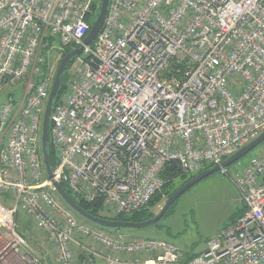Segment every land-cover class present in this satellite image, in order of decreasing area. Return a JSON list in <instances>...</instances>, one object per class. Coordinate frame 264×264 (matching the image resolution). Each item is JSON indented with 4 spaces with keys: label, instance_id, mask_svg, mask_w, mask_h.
Segmentation results:
<instances>
[{
    "label": "built area",
    "instance_id": "1",
    "mask_svg": "<svg viewBox=\"0 0 264 264\" xmlns=\"http://www.w3.org/2000/svg\"><path fill=\"white\" fill-rule=\"evenodd\" d=\"M98 1L0 0V92L25 81L0 108V264H52L29 250L20 209L54 264H264V150L232 175L221 168L243 212L188 263L168 241L79 221L53 195L66 185L105 215H130L172 170L221 166L264 131V0H110L87 44ZM69 47L83 50L51 112L49 178L42 124L57 73L46 52L58 63Z\"/></svg>",
    "mask_w": 264,
    "mask_h": 264
},
{
    "label": "rangeland",
    "instance_id": "2",
    "mask_svg": "<svg viewBox=\"0 0 264 264\" xmlns=\"http://www.w3.org/2000/svg\"><path fill=\"white\" fill-rule=\"evenodd\" d=\"M46 55L48 60L54 63L57 73L61 62V60L58 63L56 62L58 58L57 53L49 51L46 52ZM77 68L74 62L66 69V74L62 82L64 86L68 75H75ZM24 86L25 81H22L17 86L0 92V108L8 101L10 95H14L16 99L23 98L25 95ZM62 96L63 93L61 98ZM263 150L264 143L240 161L227 167L229 175H232L237 167L242 168L246 166L253 157L259 155ZM229 175L223 174L220 170L192 187L178 199L173 209L158 222V226L152 225L144 229H136L137 231L128 230L119 234L129 240L163 239L179 247L185 257L187 254H200L207 248L208 240L216 238V236L210 237V234L227 220L234 206L233 199L236 196V189ZM189 176L187 175V177ZM53 195L61 202L56 193H53ZM165 202L166 199L154 209L156 214L160 212ZM19 217V227L24 224L27 225L24 234L29 239V250L35 255H44L48 252L49 261L54 264L55 259L52 256L53 250L48 244L43 232L29 222V218L22 209H20ZM102 232L110 236L116 235L112 230H102ZM21 253H23L22 249Z\"/></svg>",
    "mask_w": 264,
    "mask_h": 264
},
{
    "label": "water",
    "instance_id": "3",
    "mask_svg": "<svg viewBox=\"0 0 264 264\" xmlns=\"http://www.w3.org/2000/svg\"><path fill=\"white\" fill-rule=\"evenodd\" d=\"M110 0H102L101 9L99 16L91 28L89 35L86 38V43L90 44L92 43L99 32L101 31L103 24L106 19L108 7H109ZM82 48L77 50H72L69 54H67L60 62L57 74L55 76V80L53 83V87L47 102L45 115L43 119L42 124V139H41V146H42V154L44 159V164L46 168V174L50 178L52 177V165L50 161V157L48 154V144L50 141V116L53 109V105L55 102V99L57 97V94L60 90V87L62 85V79L64 76V73L70 64V62L79 54L82 52ZM264 143V131L252 142L247 144L242 149L238 150L234 155L226 159L221 166H214L213 168L201 172L197 174L193 179H191L189 182H187L185 185L180 187L172 196H170L163 208L160 210L158 214H156L155 217L146 220L144 222H138V223H131V222H122V221H113V220H105L98 217H94L87 213L83 208H81L75 200H73L68 193L65 191L64 187L61 184L54 183L55 193L59 196L61 200L64 201V203L75 213H77L80 217L85 219L86 221L93 223L97 226L103 227V228H111V229H144L149 226L157 224L168 212V210L174 205L178 199L185 194L188 190H190L192 187L196 186L206 178L216 174L221 170V168H227L236 162L240 161L242 158L247 156L250 152L258 148L261 144Z\"/></svg>",
    "mask_w": 264,
    "mask_h": 264
},
{
    "label": "trees",
    "instance_id": "4",
    "mask_svg": "<svg viewBox=\"0 0 264 264\" xmlns=\"http://www.w3.org/2000/svg\"><path fill=\"white\" fill-rule=\"evenodd\" d=\"M101 4H102V0H99L93 7V12L92 14L89 16V18L87 19L88 22L91 25V28L94 25V22L97 18V15H99L100 13V9H101ZM90 28V30H91ZM72 51V48L69 47L66 49V51L64 52L63 58L69 54ZM74 61V59L70 62V64H72ZM70 64L68 65V67L70 66ZM67 67V69H68ZM66 73H64L65 76ZM64 76L62 79V82L64 80ZM64 91V83L61 85L60 90L57 94V97L55 99L54 105L57 104L60 101L61 95ZM51 128V125H50ZM49 128V129H50ZM261 146V145H260ZM259 146V147H260ZM48 154L50 157V161H51V165L52 168H55L56 166V162H57V157H56V152H55V148L53 146L52 140L50 138L49 144H48ZM214 166H206L205 168H203L199 173L207 171L211 168H213ZM196 175H191L189 177H187L186 175H182L181 173H179L177 170H172L170 175H167V183L165 184L162 193L156 195L153 197V199L151 200V202L149 203V205L143 209L140 210L138 212H135L133 214L130 215H121L118 217H111L108 215H105L101 209L98 206H95L94 204H88L86 203L84 200H82L81 198L77 197L76 195H74L70 189L66 186L63 185L65 191L68 193V195L75 200V202L81 207L83 208L87 213H89L90 215L94 216V217H98L101 219H105V220H113V221H122V222H131V223H138V222H144L146 220H149L153 217L156 216V213L154 211L155 208H157L159 205L162 204V201H164V199H168L170 196H172L180 187H182L183 185H185L187 182H189L191 179H193ZM5 200L8 199L9 195L5 194ZM59 197V196H58ZM61 200V199H60ZM62 204L75 216L78 218L79 221L95 228L98 229L100 231L104 230V231H109L112 230L114 231V233L119 234V233H123L124 231H137L135 229H111V228H103L100 226H97L93 223H90L88 221H86L85 219H83L82 217H80L77 213H75L74 211H72L65 203L63 200H61ZM177 203V201L174 203V205ZM174 205L168 210L167 214L173 209ZM166 214V215H167ZM20 212L18 213L17 216V222L19 223L20 220ZM28 221V220H27ZM26 221V222H27ZM159 223L155 224V226H158ZM26 224L24 225H20L19 227V231L24 234L26 231ZM29 240V239H28ZM163 240V239H162ZM197 256V254H187L185 257V263L190 262L192 259H194Z\"/></svg>",
    "mask_w": 264,
    "mask_h": 264
},
{
    "label": "crops",
    "instance_id": "5",
    "mask_svg": "<svg viewBox=\"0 0 264 264\" xmlns=\"http://www.w3.org/2000/svg\"><path fill=\"white\" fill-rule=\"evenodd\" d=\"M233 204L234 206L231 209V212L229 213V216L227 217V220L221 225L219 226L217 229H215L211 234V236H216L217 233L222 230L223 228L231 225L232 223H234L242 214L243 212V205L241 204V202L239 201L237 192H236V196L233 199ZM212 239V238H211ZM210 240V239H209Z\"/></svg>",
    "mask_w": 264,
    "mask_h": 264
}]
</instances>
